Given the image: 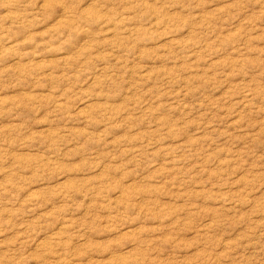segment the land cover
Wrapping results in <instances>:
<instances>
[{"label":"rangeland","instance_id":"1","mask_svg":"<svg viewBox=\"0 0 264 264\" xmlns=\"http://www.w3.org/2000/svg\"><path fill=\"white\" fill-rule=\"evenodd\" d=\"M0 264H264V0H0Z\"/></svg>","mask_w":264,"mask_h":264}]
</instances>
